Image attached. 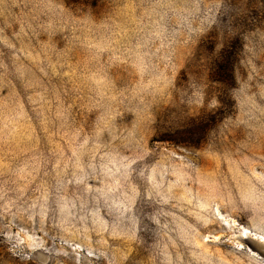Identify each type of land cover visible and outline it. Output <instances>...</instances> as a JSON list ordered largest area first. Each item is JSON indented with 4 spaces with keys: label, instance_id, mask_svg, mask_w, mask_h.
Here are the masks:
<instances>
[{
    "label": "rangeland",
    "instance_id": "1",
    "mask_svg": "<svg viewBox=\"0 0 264 264\" xmlns=\"http://www.w3.org/2000/svg\"><path fill=\"white\" fill-rule=\"evenodd\" d=\"M239 232L264 0H0V264H264Z\"/></svg>",
    "mask_w": 264,
    "mask_h": 264
},
{
    "label": "water",
    "instance_id": "2",
    "mask_svg": "<svg viewBox=\"0 0 264 264\" xmlns=\"http://www.w3.org/2000/svg\"><path fill=\"white\" fill-rule=\"evenodd\" d=\"M238 239H240L242 241V243L247 245L250 249L255 251L260 257H262L264 259V243L263 242H260L256 239L250 237L249 235L247 237H244V238L238 237Z\"/></svg>",
    "mask_w": 264,
    "mask_h": 264
},
{
    "label": "bare ground",
    "instance_id": "3",
    "mask_svg": "<svg viewBox=\"0 0 264 264\" xmlns=\"http://www.w3.org/2000/svg\"><path fill=\"white\" fill-rule=\"evenodd\" d=\"M248 232V231H247ZM250 236V237H252V238H254V239H256V240H258V241H260V242H263L264 243V238H261V237H259V236H257V235H254V234H251V233H242V232H239L238 234H236L235 236H234V238H236L239 242V244H241V245H243L244 243H242V241L240 240V239H238V237H240V238H244V237H247V236ZM250 253H252L253 255H255L256 257H258V259L259 258H261L255 251H253L252 249H250L247 245H243ZM264 260V259H263Z\"/></svg>",
    "mask_w": 264,
    "mask_h": 264
}]
</instances>
